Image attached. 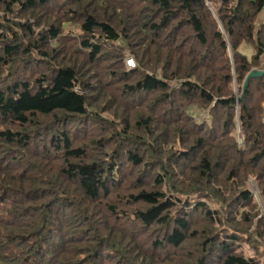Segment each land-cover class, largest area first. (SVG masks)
Segmentation results:
<instances>
[{
	"label": "trees",
	"instance_id": "16d2710c",
	"mask_svg": "<svg viewBox=\"0 0 264 264\" xmlns=\"http://www.w3.org/2000/svg\"><path fill=\"white\" fill-rule=\"evenodd\" d=\"M263 8L0 0V264H264Z\"/></svg>",
	"mask_w": 264,
	"mask_h": 264
},
{
	"label": "rangeland",
	"instance_id": "374dc122",
	"mask_svg": "<svg viewBox=\"0 0 264 264\" xmlns=\"http://www.w3.org/2000/svg\"><path fill=\"white\" fill-rule=\"evenodd\" d=\"M263 16H264V8L259 14V21H262L261 18H264ZM238 49H239V51H241L242 53L247 54L248 56H250L251 53H252V50H251L250 47H246V46L242 45ZM252 70H257V69H252ZM261 107H262V111H261V115H260V120L264 123V101L261 102ZM194 117H195L196 121H198V122H201V121H204V120L210 122V118H208L209 116H208L207 111L206 112H200L199 114H195ZM239 131H240V128H239ZM239 137H240V134H239ZM256 200L259 203L260 213H261L262 216H264V205H263V202H262L261 198L260 199L256 198Z\"/></svg>",
	"mask_w": 264,
	"mask_h": 264
},
{
	"label": "water",
	"instance_id": "95a60500",
	"mask_svg": "<svg viewBox=\"0 0 264 264\" xmlns=\"http://www.w3.org/2000/svg\"><path fill=\"white\" fill-rule=\"evenodd\" d=\"M263 73H264L263 70H252L251 72H249V73L246 75V77H245V79H244V82H243V84H242V93L245 91L246 86L248 85V81H249L250 78H252V77H257V76H261ZM240 131H241V130H240ZM240 131H239V132H240ZM239 134H240V136H241V132H240Z\"/></svg>",
	"mask_w": 264,
	"mask_h": 264
},
{
	"label": "built area",
	"instance_id": "2783aa9c",
	"mask_svg": "<svg viewBox=\"0 0 264 264\" xmlns=\"http://www.w3.org/2000/svg\"><path fill=\"white\" fill-rule=\"evenodd\" d=\"M125 64L126 66L131 69V68H134L135 67V62L133 60L132 57H127L126 60H125ZM251 189L253 191V194L255 196V198H259V193H258V190H257V187L255 185V183H251ZM260 199V198H259Z\"/></svg>",
	"mask_w": 264,
	"mask_h": 264
},
{
	"label": "crops",
	"instance_id": "0c3cea01",
	"mask_svg": "<svg viewBox=\"0 0 264 264\" xmlns=\"http://www.w3.org/2000/svg\"><path fill=\"white\" fill-rule=\"evenodd\" d=\"M264 17V16H263ZM262 20L264 19V18H261Z\"/></svg>",
	"mask_w": 264,
	"mask_h": 264
}]
</instances>
